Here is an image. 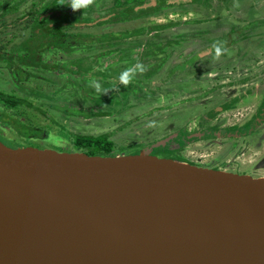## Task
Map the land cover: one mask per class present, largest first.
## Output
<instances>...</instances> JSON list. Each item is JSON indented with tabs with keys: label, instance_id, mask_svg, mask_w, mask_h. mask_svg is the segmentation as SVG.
<instances>
[{
	"label": "water",
	"instance_id": "1",
	"mask_svg": "<svg viewBox=\"0 0 264 264\" xmlns=\"http://www.w3.org/2000/svg\"><path fill=\"white\" fill-rule=\"evenodd\" d=\"M172 138L110 156L0 140V264H264V178L152 155Z\"/></svg>",
	"mask_w": 264,
	"mask_h": 264
},
{
	"label": "flooded vegetation",
	"instance_id": "2",
	"mask_svg": "<svg viewBox=\"0 0 264 264\" xmlns=\"http://www.w3.org/2000/svg\"><path fill=\"white\" fill-rule=\"evenodd\" d=\"M106 1L91 2L94 24L108 21L114 15L106 14L114 8L113 5L106 6ZM119 1L147 6V11L138 16L145 20L166 11L169 6L178 5L180 29L177 33L169 34L170 29L175 26L167 23L160 30L152 25L125 32L85 30L98 36L104 33L116 37L126 32L133 34L129 38L118 40L121 43L114 46H74L76 50L67 55L51 51L44 56V61L55 63L59 59L63 63L66 61L62 59L64 56L69 60L84 57L89 59L94 68L100 69L97 74L104 76L108 71L111 76L107 77V82L103 79H91L95 80L92 86L103 81V90L96 93L79 92L90 95L92 100L97 101L100 97L113 99L109 96L122 95L124 91H121L128 89L131 92H125L124 95L134 94L136 90H143V95L142 84L149 86L145 88V92L150 89L154 94V85L157 84H154L153 77L158 73L163 74L159 82L162 98L181 95V101L194 104V111H191L194 118L182 121L163 140L172 136L173 138L166 145L154 148L152 155L206 169L264 178V0H140L143 3H138V0ZM97 3L99 8H96ZM186 5L194 7L186 8ZM123 15L116 18V24L118 21L131 23L132 19H137L135 16L122 18ZM189 16L194 19L187 18ZM112 23L114 22L108 24ZM216 46L221 49L219 55L216 53ZM169 48L173 50V56H165ZM4 51L8 52L9 49ZM94 62L97 63L96 66ZM153 66H158L157 73L153 71ZM129 68H137L133 79L126 85L120 84L118 81L121 73ZM20 70L24 72L25 78L28 75L27 69ZM15 74L21 77L14 71V76L17 77ZM92 75L95 73L89 72L88 78L96 76ZM196 91L198 93L192 94ZM97 114L99 113L95 112ZM53 122L58 123L55 119ZM44 132L42 137L25 139L18 135L17 139L21 143V139L24 140L22 146H29L25 145L27 141L41 144L44 142L41 141L45 138ZM153 144L155 143L124 154H139L149 150ZM64 150L74 151L75 148ZM112 155L118 153L114 152Z\"/></svg>",
	"mask_w": 264,
	"mask_h": 264
},
{
	"label": "rangeland",
	"instance_id": "3",
	"mask_svg": "<svg viewBox=\"0 0 264 264\" xmlns=\"http://www.w3.org/2000/svg\"><path fill=\"white\" fill-rule=\"evenodd\" d=\"M138 1V3H143V1ZM116 3H118V0H110V2L107 0L105 5L115 6ZM28 6L29 3H24L18 8L16 13L13 14L14 18H18L22 12L27 10ZM144 6H139L137 10ZM188 7L194 6L186 5V8ZM96 8H99L98 3L96 4ZM143 9L141 12L136 13L135 10L134 13H130L132 16L137 17L136 20L132 19L131 23L118 21L116 24L114 21V23L108 24L109 22H107L100 26L87 28V30L90 32H125L134 29H144L147 25L158 27L156 30H160L165 24L171 23L175 27L170 29L169 34L179 31L181 16H178L180 12L178 5L169 6L166 11L150 16L147 20L138 17L147 11V7ZM187 18L194 19L192 16ZM28 34L27 31L20 28L3 29L0 31V45L5 46V49L15 50L17 45ZM172 51L169 48V51L165 52V56H173L174 53ZM62 59L69 60L67 56L62 57ZM89 63L80 60V63L76 66V69H80V72L76 70L75 72H78V74L75 76L73 72L62 74L61 72L31 71L29 76L27 75L23 79H18L14 76V70L8 68L0 60V90L26 98L31 102L32 106L25 107L24 111L23 109L21 110V113L31 120L33 124L45 130V138L41 140L44 141L43 143L39 144L36 141H27L25 145L54 150L73 149L70 137L74 134L99 135L114 132L112 139L116 143L115 152L121 155L163 140L165 136L175 131L182 121L194 118V114L191 112L194 111L192 109L194 104L181 101L179 99L182 97L181 95L174 98H162L159 82L163 74L159 75V73L153 77L154 84H157L154 85V94L150 89L145 92V88H149V86L142 84L144 89L143 95V90H136L134 94L128 96L124 95L125 92H131L128 89L126 91L122 90L121 92L124 91L122 95H110L109 97L113 99L107 98L108 100H106L104 97H100L97 98L100 99L99 101L92 100L90 95L79 92L96 93L98 91L92 85L83 84L80 80L82 77H78L82 76L85 72H94L96 76L92 75L95 77H91L90 79H103L107 82V77L111 76V74L108 71L105 72L106 75L104 76L97 74L100 73V69L94 68L92 63ZM93 64L97 65L96 62ZM92 69H95V71H92ZM157 69L158 66H153L155 73L158 72ZM131 79H133V76ZM87 83L90 84L91 82ZM102 83L103 81L99 83L101 90H103ZM170 89L172 88L170 87ZM196 93L198 91L192 92V94ZM0 111L6 112L7 110L0 105ZM95 112L99 114L95 115ZM181 115L184 117H181ZM96 117H106V119ZM53 119L58 123L55 124ZM8 128L10 127L2 125L0 122V140L9 147H20L19 144L13 142V140H17L19 137L18 134L14 131L11 132ZM21 141L23 144L24 140L21 139ZM166 155L169 154L166 153Z\"/></svg>",
	"mask_w": 264,
	"mask_h": 264
},
{
	"label": "trees",
	"instance_id": "4",
	"mask_svg": "<svg viewBox=\"0 0 264 264\" xmlns=\"http://www.w3.org/2000/svg\"><path fill=\"white\" fill-rule=\"evenodd\" d=\"M96 0H91V2ZM29 3L27 10L22 12L18 18H14V13L23 4ZM68 0H0V31L6 28H20L27 31L28 36L17 45L16 49L8 52L4 51L5 46L0 45V60L4 62L8 68L18 72V79L24 78V72L21 68L27 69L26 73L30 75L31 71H50L61 72L62 74L77 75L80 69L76 66L80 60H84L90 64L88 58L79 57L78 59L66 60L60 63L57 59L55 63L44 61V56L48 52L59 51L65 55L70 54L72 50H76L74 46L83 47L85 45H96L101 47L114 46L120 44L118 40L129 38L133 33L126 32L120 37L116 35L104 33L102 35H94L88 33L87 27L100 26L107 22H114L121 14L122 18L132 16L130 13L141 12L144 9L137 8L139 4L132 5L129 1L118 3L112 10L106 14L114 13L108 21L96 22L91 17V3L88 7L73 12L68 8ZM122 4H125L122 6ZM134 4V3H133ZM135 13V14H136ZM13 15V17H12ZM156 28V27H153ZM63 55V54H62ZM82 58V59H80ZM78 72H75V71ZM34 73V72H33ZM85 72L80 80L85 85H92L95 80L88 78ZM89 80V83H85ZM85 81V82H84ZM0 105L7 111H0V122L8 125L21 138L42 137L44 130L38 128L31 120L23 116L21 110L25 107H31L32 104L26 98L17 97L14 94L0 91ZM12 111V112H11ZM24 117V118H22ZM113 133L101 135H70L72 145L77 151H85L89 155L110 156L115 152L116 143L112 140ZM13 142L23 145L18 139ZM160 150V149H159Z\"/></svg>",
	"mask_w": 264,
	"mask_h": 264
},
{
	"label": "clouds",
	"instance_id": "5",
	"mask_svg": "<svg viewBox=\"0 0 264 264\" xmlns=\"http://www.w3.org/2000/svg\"><path fill=\"white\" fill-rule=\"evenodd\" d=\"M91 3V0H69L68 8L71 9L73 12L76 10H80L83 8L88 7V5ZM217 55H219L221 49L220 47L216 46L215 48ZM139 70L143 71V68H140ZM137 71V68H129L128 70H125L121 73L119 77V83L120 84H128L134 75V73ZM97 91H101L100 84L94 83L93 85Z\"/></svg>",
	"mask_w": 264,
	"mask_h": 264
},
{
	"label": "crops",
	"instance_id": "6",
	"mask_svg": "<svg viewBox=\"0 0 264 264\" xmlns=\"http://www.w3.org/2000/svg\"><path fill=\"white\" fill-rule=\"evenodd\" d=\"M102 119H106V117H102Z\"/></svg>",
	"mask_w": 264,
	"mask_h": 264
}]
</instances>
